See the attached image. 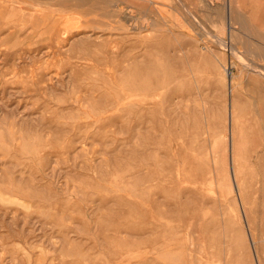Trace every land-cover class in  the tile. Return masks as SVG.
<instances>
[{"label": "rangeland", "instance_id": "rangeland-1", "mask_svg": "<svg viewBox=\"0 0 264 264\" xmlns=\"http://www.w3.org/2000/svg\"><path fill=\"white\" fill-rule=\"evenodd\" d=\"M1 1L0 264H264V0Z\"/></svg>", "mask_w": 264, "mask_h": 264}, {"label": "bare ground", "instance_id": "bare-ground-1", "mask_svg": "<svg viewBox=\"0 0 264 264\" xmlns=\"http://www.w3.org/2000/svg\"><path fill=\"white\" fill-rule=\"evenodd\" d=\"M1 2H4V0L1 1ZM9 4H10V3H9ZM9 4H8V5H9ZM226 6H227V5H226ZM5 12H6V11H5ZM149 21H150V20H149ZM140 24H141V23H140ZM136 27H137V26H136ZM225 46H226V45H225ZM232 49H233V48H232ZM234 49H235V48H234ZM24 57H25V56H24ZM246 65H247V64H246ZM246 65H245V66H246ZM246 67H247V66H246ZM246 67H245V68H246ZM248 69H251V70H253V71H255V72H258V73H260V71H261V70H258L257 68H253V67H251V66H248ZM229 70H230V69H229ZM226 71H227V70H226ZM231 71H232V70H231ZM231 71H229L228 73H229V76L232 77V73H231ZM261 73H262V72H261ZM229 76H228V77H229ZM229 124H230V123H229Z\"/></svg>", "mask_w": 264, "mask_h": 264}]
</instances>
